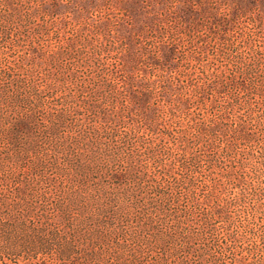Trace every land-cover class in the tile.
I'll return each mask as SVG.
<instances>
[{
  "label": "trees",
  "instance_id": "16d2710c",
  "mask_svg": "<svg viewBox=\"0 0 264 264\" xmlns=\"http://www.w3.org/2000/svg\"><path fill=\"white\" fill-rule=\"evenodd\" d=\"M263 20L0 0V264H264Z\"/></svg>",
  "mask_w": 264,
  "mask_h": 264
},
{
  "label": "rangeland",
  "instance_id": "374dc122",
  "mask_svg": "<svg viewBox=\"0 0 264 264\" xmlns=\"http://www.w3.org/2000/svg\"><path fill=\"white\" fill-rule=\"evenodd\" d=\"M261 5L264 8V0H261ZM256 8L258 10L260 9L258 7H256ZM62 15H64V14H55L54 13L51 16H52L53 19H56V17L57 18H62ZM203 21L204 20L201 19V22H203ZM209 26H212L213 30H215V27H214L213 24L212 25H209L206 21H204L203 22V29H202V31H204L205 33H208L207 32V28ZM263 26H264V20H263ZM23 32L25 34H28V26L24 27ZM51 33L50 34H46L45 37H44L45 38V41H44L45 47L44 48L46 49V53H49L55 47V44H56L55 43L56 34L53 31H51ZM69 34H72V30L69 32ZM208 35L210 37V34H208ZM257 36L261 38V41L262 42H264V30L263 29L260 30V32L258 33ZM26 40H27V42H31L32 41V36L26 37ZM183 41L186 42V40H182V42ZM65 59H67V60H74V59H71V58H65ZM69 63H70L71 68H73L76 71V74H78L81 77V80H82V78L88 79L91 76L92 72H91V69L90 68L85 67V66H78L76 64L75 65H71L72 62H69ZM12 174H13V176L15 175L14 172ZM21 178H22V176L20 175V178L19 179H16L15 182H12V185H14V184L18 185V182H19V180ZM42 264H52V262L49 260V261H46V262H44Z\"/></svg>",
  "mask_w": 264,
  "mask_h": 264
}]
</instances>
